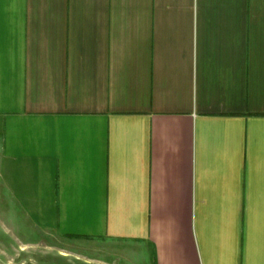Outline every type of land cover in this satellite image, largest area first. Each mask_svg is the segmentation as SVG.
<instances>
[{
    "label": "crops",
    "instance_id": "obj_1",
    "mask_svg": "<svg viewBox=\"0 0 264 264\" xmlns=\"http://www.w3.org/2000/svg\"><path fill=\"white\" fill-rule=\"evenodd\" d=\"M0 202L54 263L264 264V0H0Z\"/></svg>",
    "mask_w": 264,
    "mask_h": 264
},
{
    "label": "rangeland",
    "instance_id": "obj_2",
    "mask_svg": "<svg viewBox=\"0 0 264 264\" xmlns=\"http://www.w3.org/2000/svg\"><path fill=\"white\" fill-rule=\"evenodd\" d=\"M1 208V202H0ZM8 218V220L6 219ZM21 219V218H20ZM26 242H36L38 245L23 249L21 244ZM49 239L40 237V234L25 232L24 224L19 222V217L15 214L9 217L2 216L0 209V264H71L65 261L55 260L54 254L58 249L49 248ZM52 253V254H51Z\"/></svg>",
    "mask_w": 264,
    "mask_h": 264
}]
</instances>
